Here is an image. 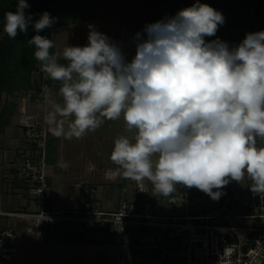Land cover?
Here are the masks:
<instances>
[{
    "label": "clouds",
    "instance_id": "clouds-1",
    "mask_svg": "<svg viewBox=\"0 0 264 264\" xmlns=\"http://www.w3.org/2000/svg\"><path fill=\"white\" fill-rule=\"evenodd\" d=\"M18 0L5 13L10 39L26 33L32 17ZM40 14L34 30L50 28ZM225 18L200 0L175 16L146 24L135 34V55L90 26L84 46L54 43L42 35L28 41L48 78L60 82L63 103H52L45 120L57 138L80 139L105 120L123 119L131 137L114 140L110 160L116 175L149 181L164 197L177 185L218 200L230 182L247 177L264 196V31L229 46L216 35ZM61 58L67 63H61ZM66 167V165H65Z\"/></svg>",
    "mask_w": 264,
    "mask_h": 264
},
{
    "label": "crops",
    "instance_id": "crops-1",
    "mask_svg": "<svg viewBox=\"0 0 264 264\" xmlns=\"http://www.w3.org/2000/svg\"><path fill=\"white\" fill-rule=\"evenodd\" d=\"M226 1L214 0L213 2H208L207 0H200V3H206L222 14L228 11L224 16L225 22L223 25L219 26L216 35L213 37H206V40L211 41L219 38L227 42L231 47L239 44L245 38L246 33L253 32L254 27H256L255 32L264 31V26L259 25V19L264 18V0ZM194 2L195 0H92L90 8L85 11L84 17L75 21L55 19V22L49 28L51 31V40L54 43V47L50 51L59 53L66 44L72 46L86 45L88 43L87 37L90 26H92L95 30L104 33L112 41L117 43L124 52L126 60L130 62L136 51L134 37L137 32L144 35L143 30L146 24L155 23L165 17L175 16L179 10L190 7ZM55 3L54 1L51 3L52 6L48 11L52 17L55 18L57 14L63 15L66 11H69L65 7L60 10L58 8L57 10ZM251 16L254 21L246 28ZM258 16L260 18L256 20ZM60 61L65 64L67 63L62 58ZM60 86L55 87V91L51 92L45 101L27 104L22 120L29 118V116L30 119L40 118L37 116L34 108L41 107L43 118H45L52 103L62 104V97L59 94ZM116 123H121L119 126L120 131L118 130L116 133L108 132L105 136L101 137L102 140H107L112 136L113 145L111 146V151L114 147V140L116 138L121 135L129 134L126 131V126L122 118L117 120ZM47 129V166L51 167L47 169V172L49 174V188L52 189L50 191V200L52 202L51 209H77L80 202L84 205L85 198H91L100 203L101 209L112 211L119 207L123 199H128L137 191V181L126 179L122 176L121 182H118L120 176L115 174L117 166L110 160V155H105L104 151L98 153V155H93L91 150L87 153L79 152L78 154L75 152L70 153L68 150L67 153L64 152L65 154H63L62 163V160L60 161V155H58V141L60 138L51 134L48 125ZM19 132L21 133L19 134ZM21 136L22 130L17 131L13 125L10 126L9 124L5 127L4 131L0 134V164L3 165L6 160L12 158V151H14V147L19 144ZM73 140L79 143H87L90 141L87 135L80 139L72 138L69 141L74 142ZM94 140L98 142L96 138H94ZM257 147H264V140L257 139ZM73 148H75V146H73ZM52 162H54V166ZM109 162H111V166L108 165ZM2 173L0 171V207H7L17 202V200L12 198V196L14 197L16 194L10 192L9 189L7 190L8 186L3 187L6 192L2 193V184L5 182L1 180L3 178L1 176ZM98 176L100 181L104 182L102 184L105 185L103 204L101 200L98 199L99 193L97 187L88 181L89 178ZM146 181L147 180H144L142 182L145 183ZM249 181L250 180L245 177L242 184L235 181L229 183L231 195L237 204L243 205L247 202ZM142 182L139 183L142 184ZM111 184L119 187L110 188ZM145 184L150 185L148 182ZM176 187H178V190L185 191L191 197L196 195L198 197L196 200L201 203L205 211L212 210L213 199L209 195L196 188V191L193 193L182 185H177ZM59 189L63 192L62 194H59L61 193ZM55 207L57 208L55 209ZM152 212L157 214L171 213V208L166 202H154V205L152 204ZM0 215L20 214L0 209ZM2 216L0 217L2 218ZM4 221L3 223H6ZM77 223H80L79 226L75 227V230H72L69 234H64L62 236L63 239L47 241L46 243L38 241L39 244L33 246L27 234L21 235L15 230L8 229L7 232L14 233L15 238L11 241L7 238L5 239L4 245L12 247L13 249L10 253V257L4 259L5 262L2 264H16L13 259L15 254H17V256L19 254L18 259L20 260V264H27V262L24 263L26 260L25 257L30 254L35 256L33 258H36L37 255V259L29 264H42V262L44 263V258L47 256H54L57 262L55 264H92L93 261L95 262L94 258L97 257L101 249L100 247L106 248L109 251H114L115 256L112 262L113 264H117V259L122 254V251L118 245L109 246L105 242V233L103 229L99 225L90 227L81 222ZM84 226H86V228ZM28 228L29 226L27 230ZM29 232L32 233V231L28 230L27 233L29 234ZM1 254L2 250L0 249V258L3 259ZM100 260L102 261L100 264H108L104 256H102ZM99 261L97 260L93 264H99Z\"/></svg>",
    "mask_w": 264,
    "mask_h": 264
},
{
    "label": "built area",
    "instance_id": "built-area-1",
    "mask_svg": "<svg viewBox=\"0 0 264 264\" xmlns=\"http://www.w3.org/2000/svg\"><path fill=\"white\" fill-rule=\"evenodd\" d=\"M32 72L37 74L35 79L52 80L42 72L41 65ZM54 84L60 86V82ZM21 130L20 142L3 166L10 186L22 185L44 208L23 213L26 219L36 220L28 230L39 239L43 236L40 226L54 231L56 221L70 220L90 227L99 225L105 242L118 245L122 251L117 264H264V196L252 193L251 181L245 204H237L227 185L221 197L212 201L210 211L179 190L166 197L171 213H154L149 195L139 182L137 191L123 199L116 210H103L91 198H85L82 210H53L46 195L49 182L45 118L22 120ZM0 234L4 235L0 236L1 257L7 259L13 248L5 246L3 238L11 241L15 234L4 230Z\"/></svg>",
    "mask_w": 264,
    "mask_h": 264
},
{
    "label": "rangeland",
    "instance_id": "rangeland-1",
    "mask_svg": "<svg viewBox=\"0 0 264 264\" xmlns=\"http://www.w3.org/2000/svg\"><path fill=\"white\" fill-rule=\"evenodd\" d=\"M56 2V6H57V10L59 8V10L63 7L67 8L65 14L63 15H56L55 18L58 20H62V21H75L81 17H84L85 11H87V9L90 8L91 6V1L92 0H52V3ZM208 2H213L214 0H207ZM222 1H226V0H222ZM227 2V1H226ZM52 5H50L51 7ZM50 10V9H49ZM228 12V11H226ZM225 12V13H226ZM225 13H223L222 15L225 16ZM59 16V17H58ZM260 17L258 16L256 18V20H258ZM56 20V21H57ZM253 18L251 16V18L248 20L247 23V27L251 24V22H253ZM257 23V21H256ZM259 25L264 26V18L259 19ZM256 27L253 28V32H255ZM243 33V32H241ZM2 35V33H0V36ZM20 53V49L17 48L15 55L18 56ZM37 65H41V63L39 61L35 62L33 69L35 68V66ZM33 71V70H32ZM31 71V73H29V83L28 84H24L21 83L19 80H17L15 78V93L13 94H7L5 92L2 93L1 95V103H0V109L3 106V102H11V104H14V108L12 111V114L9 118V125H13V127L15 129H17V131H21V124H22V116L25 112V106L27 104L33 103V102H42L45 101L46 98L50 95L51 92H54L55 87H57V84H48L45 85V82L49 81V80H44L43 78H39V79H35V76L37 75L35 72L33 73ZM33 75V76H32ZM44 84V85H43ZM29 111V110H28ZM27 111V112H28ZM34 111L37 113V116H39L40 118H43V112H42V108L38 107V108H34ZM33 119V118H32ZM29 118H25L24 120H32ZM117 121H109V120H105L104 124L98 128L96 131L94 132H89L86 135L88 136V138L90 139V141H88L87 143H79V142H72L69 141L70 139H66L63 137H60L59 139V143H58V155H60V161L62 160L63 163V154H65L64 152L67 153V151L69 150L70 153L75 152L76 154H78L79 152L81 153H87L90 152L89 150H91V153L94 155H98V153L100 152H105V155H110L111 154V146L113 145V138L112 136L110 137V139L108 138L107 140H102L101 137L105 136L108 132H118V130L120 131V124L121 123H116ZM6 127V126H5ZM5 129V128H4ZM21 132H19L20 134ZM1 134V133H0ZM133 135V133H129L126 134V136L131 137ZM114 137V136H113ZM94 138H96L98 140V142H96V140H94ZM93 139V140H92ZM115 139V138H114ZM71 146V148H70ZM73 146H75V148H73ZM73 148V150H72ZM111 162L108 163L109 166H111L112 164H110ZM53 166H54V162H52ZM107 165V164H105ZM59 166V165H58ZM51 168L50 166H46V170ZM4 166L2 164H0V171L1 173L4 171ZM1 176L3 177L1 180L5 181L3 182V186H2V193H5L6 191L3 189L4 186H8L7 190L9 189L10 192L15 193L16 196H12L13 199L17 200V202L12 203V205H9L7 207H0L1 210H5V211H11V212H17V214L20 215H0L2 216L1 220H0V231H7L9 230H15L17 231L19 234L24 235L27 234V236L29 237L30 242L33 245H38L39 242H47V241H53V240H58V239H63L62 236L64 234H69V232H72V230H75V227H78L80 223L77 222H73L70 220H63V221H56L54 226L55 229L54 231H49V228L47 227H42L40 226V231L42 232V238L39 239V237L37 236V234H35L34 232H29V234L27 233V227L29 226V228L32 230L33 225L35 223V219H26L23 216V213L26 212H31V213H35V212H39L41 210V208H43L40 203L38 202V199L32 198L28 193L27 190H25V188L22 185H18L16 186V188H14L15 186H10L11 184H9L8 181V177L6 176V172L4 171ZM47 176H48V182H49V174L47 172ZM122 176L119 177L118 182H121ZM89 182H91V184L95 185L98 189V199L101 200L102 204L104 203V187L105 185H103L99 176L98 177H93V178H89L88 179ZM148 183H150L149 181H146ZM145 182V183H146ZM142 182L143 186L145 187V192L146 194L149 195V201L154 205L155 203H160V202H165L166 197L162 196V195H158L154 192L153 186L150 183L149 184H145ZM229 185V184H228ZM117 185H110V188L116 187ZM119 187V186H117ZM52 189L49 188V186H47L46 188V195L48 197V199L50 200L51 197V191ZM178 187H176V192L178 193ZM189 191L191 192H195L196 189L195 188H191L189 189ZM8 192V191H7ZM59 192L60 189H59ZM63 192L59 193L62 194ZM188 196H190L188 194ZM190 198L196 200V198L198 199V197L195 195L193 197L190 196ZM12 200V199H11ZM158 201V202H157ZM14 202V201H13ZM29 202V203H28ZM22 203V204H21ZM30 205V206H28ZM120 205V204H119ZM168 205V204H167ZM45 207V206H44ZM58 207V206H57ZM55 207V209L57 208ZM103 207V206H102ZM46 208V207H45ZM84 205L82 202L79 203L78 206V210H82L84 209ZM104 208V207H103ZM44 209V208H43ZM65 210H71V209H65ZM183 212H181L182 214ZM22 214V215H21ZM67 215H73V213L68 212ZM5 220V221H4ZM6 222V223H3ZM85 224V223H84ZM83 225V224H82ZM86 228V226H84ZM31 233V234H30ZM0 236H4L3 234H0ZM5 238V237H4ZM3 238V240L5 241V239ZM100 238V236H99ZM39 241V242H38ZM17 242V241H16ZM100 251L97 254V257L94 258L95 262L98 260H100V258H102V256H104V258L106 259V261L108 262V264H113L112 259L115 256L114 251H109L106 248L100 247ZM117 250V249H116ZM19 256V254H18ZM17 254L14 255L13 259L15 261L16 264H20V260L18 259ZM33 254L30 255H26L25 257V262H27V264L29 263H33L35 261V259H37V255L36 258ZM4 259L0 258V264L4 263ZM94 261L92 262L95 263ZM102 262L101 260L99 261ZM44 263L45 264H55L57 263L55 261L54 256H47L44 258ZM42 262V264H44Z\"/></svg>",
    "mask_w": 264,
    "mask_h": 264
},
{
    "label": "trees",
    "instance_id": "trees-1",
    "mask_svg": "<svg viewBox=\"0 0 264 264\" xmlns=\"http://www.w3.org/2000/svg\"><path fill=\"white\" fill-rule=\"evenodd\" d=\"M29 7L25 9V14L32 17V23L29 24L26 33H18L15 39H10L4 32L5 13L8 11L15 12L18 0H0V103L3 92L15 93V78L21 83H29V73L33 70L37 62L34 52L35 46L29 45L28 41L34 35H42L51 39V31L46 28L39 33L34 30L33 24L40 18V14L49 11L52 0H26ZM17 48L20 49L18 56L15 55ZM46 83L54 84L49 80ZM14 104L3 102L0 109V133L4 131L5 126L9 123Z\"/></svg>",
    "mask_w": 264,
    "mask_h": 264
}]
</instances>
